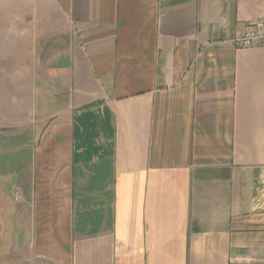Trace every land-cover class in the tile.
<instances>
[{
	"label": "crops",
	"instance_id": "1",
	"mask_svg": "<svg viewBox=\"0 0 264 264\" xmlns=\"http://www.w3.org/2000/svg\"><path fill=\"white\" fill-rule=\"evenodd\" d=\"M264 0H0V264H264Z\"/></svg>",
	"mask_w": 264,
	"mask_h": 264
},
{
	"label": "built area",
	"instance_id": "2",
	"mask_svg": "<svg viewBox=\"0 0 264 264\" xmlns=\"http://www.w3.org/2000/svg\"><path fill=\"white\" fill-rule=\"evenodd\" d=\"M230 42L235 48L264 46V18H257L249 22L244 35L232 38Z\"/></svg>",
	"mask_w": 264,
	"mask_h": 264
}]
</instances>
